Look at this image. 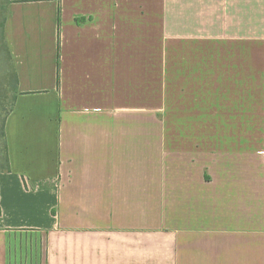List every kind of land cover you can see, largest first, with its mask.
Returning a JSON list of instances; mask_svg holds the SVG:
<instances>
[{
    "label": "crops",
    "instance_id": "crops-1",
    "mask_svg": "<svg viewBox=\"0 0 264 264\" xmlns=\"http://www.w3.org/2000/svg\"><path fill=\"white\" fill-rule=\"evenodd\" d=\"M5 37L0 264H264V0H12Z\"/></svg>",
    "mask_w": 264,
    "mask_h": 264
},
{
    "label": "trees",
    "instance_id": "trees-1",
    "mask_svg": "<svg viewBox=\"0 0 264 264\" xmlns=\"http://www.w3.org/2000/svg\"><path fill=\"white\" fill-rule=\"evenodd\" d=\"M11 3L12 0H0V172L11 170L6 139V121L15 107L19 93L18 73L5 37V24Z\"/></svg>",
    "mask_w": 264,
    "mask_h": 264
},
{
    "label": "rangeland",
    "instance_id": "rangeland-1",
    "mask_svg": "<svg viewBox=\"0 0 264 264\" xmlns=\"http://www.w3.org/2000/svg\"><path fill=\"white\" fill-rule=\"evenodd\" d=\"M26 243H27V247H26V255H27V257H26V261H27V258H28V254L29 255H31V261H33V253H34V255L36 254V260H37V256H38V254L40 253V252H42V250L41 251H39L38 253H37V251H36V249H35V244H34V238L33 237H28L27 236V240H26ZM29 245V246H28ZM23 249V248H22ZM23 253V252H22ZM42 254V253H41ZM24 261H25V259H24ZM34 261H35V258H34ZM21 264H22V262H21Z\"/></svg>",
    "mask_w": 264,
    "mask_h": 264
}]
</instances>
